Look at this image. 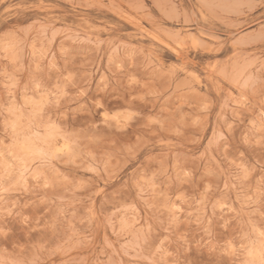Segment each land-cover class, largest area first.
<instances>
[{
    "label": "rangeland",
    "instance_id": "1",
    "mask_svg": "<svg viewBox=\"0 0 264 264\" xmlns=\"http://www.w3.org/2000/svg\"><path fill=\"white\" fill-rule=\"evenodd\" d=\"M0 264H264V0H0Z\"/></svg>",
    "mask_w": 264,
    "mask_h": 264
},
{
    "label": "snow or ice",
    "instance_id": "2",
    "mask_svg": "<svg viewBox=\"0 0 264 264\" xmlns=\"http://www.w3.org/2000/svg\"><path fill=\"white\" fill-rule=\"evenodd\" d=\"M45 186L47 187V184Z\"/></svg>",
    "mask_w": 264,
    "mask_h": 264
}]
</instances>
